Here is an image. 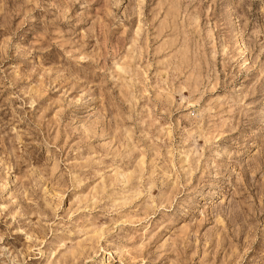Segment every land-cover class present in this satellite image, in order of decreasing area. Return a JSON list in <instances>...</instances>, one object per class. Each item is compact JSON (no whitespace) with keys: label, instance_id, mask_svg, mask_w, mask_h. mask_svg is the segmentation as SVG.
Returning a JSON list of instances; mask_svg holds the SVG:
<instances>
[{"label":"rangeland","instance_id":"374dc122","mask_svg":"<svg viewBox=\"0 0 264 264\" xmlns=\"http://www.w3.org/2000/svg\"><path fill=\"white\" fill-rule=\"evenodd\" d=\"M0 264H264V0H0Z\"/></svg>","mask_w":264,"mask_h":264}]
</instances>
